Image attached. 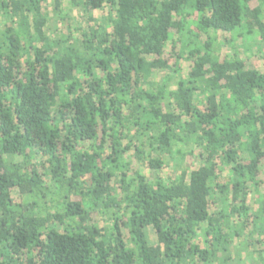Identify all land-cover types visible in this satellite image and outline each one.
I'll use <instances>...</instances> for the list:
<instances>
[{
  "label": "trees",
  "instance_id": "trees-1",
  "mask_svg": "<svg viewBox=\"0 0 264 264\" xmlns=\"http://www.w3.org/2000/svg\"><path fill=\"white\" fill-rule=\"evenodd\" d=\"M51 1L0 0V264H264V0Z\"/></svg>",
  "mask_w": 264,
  "mask_h": 264
},
{
  "label": "rangeland",
  "instance_id": "rangeland-1",
  "mask_svg": "<svg viewBox=\"0 0 264 264\" xmlns=\"http://www.w3.org/2000/svg\"><path fill=\"white\" fill-rule=\"evenodd\" d=\"M52 4V1L49 0V5ZM64 7L67 6L66 0L63 2ZM69 15V20L70 24L74 27H77L78 25L83 23L82 18L80 17V13L78 10H73L68 13ZM94 16L98 17L99 14H94ZM1 21V18H0ZM216 44L215 48L219 51H224V52H229V54H233L236 56H247L250 54V49L255 47L254 44H248L247 42H240V40L236 39L233 36H226L225 38L223 37H218L216 39ZM146 236H147V241L150 245H155L156 244V237L151 228L146 229ZM240 243L237 244V247ZM244 256V255H243Z\"/></svg>",
  "mask_w": 264,
  "mask_h": 264
}]
</instances>
